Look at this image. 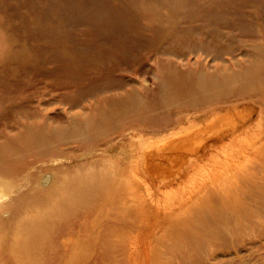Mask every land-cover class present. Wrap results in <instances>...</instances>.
I'll return each instance as SVG.
<instances>
[{"label":"bare ground","instance_id":"bare-ground-1","mask_svg":"<svg viewBox=\"0 0 264 264\" xmlns=\"http://www.w3.org/2000/svg\"><path fill=\"white\" fill-rule=\"evenodd\" d=\"M244 43L257 51L205 53L195 65L171 64L167 84L151 88L140 78L87 101L70 100L61 78L54 93L45 92L36 134L43 150L37 215L25 212L19 221L37 228L65 264H207L223 240L257 242L264 234V52L256 41ZM51 103L64 105L55 118ZM3 173L0 217L11 218L7 203L21 189H8Z\"/></svg>","mask_w":264,"mask_h":264},{"label":"rangeland","instance_id":"rangeland-1","mask_svg":"<svg viewBox=\"0 0 264 264\" xmlns=\"http://www.w3.org/2000/svg\"><path fill=\"white\" fill-rule=\"evenodd\" d=\"M247 40L264 52V0H0V172L8 189H21L6 206L16 216L0 217V264H65L37 228L19 221L25 212L37 215L46 91L54 93L63 77L75 101L136 86L140 78L152 88L167 84L171 64L257 51ZM60 106L48 105L51 118ZM223 241L207 264H264V234L253 243Z\"/></svg>","mask_w":264,"mask_h":264}]
</instances>
